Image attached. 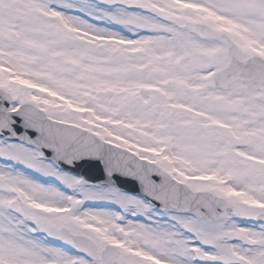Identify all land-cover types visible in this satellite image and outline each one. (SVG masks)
<instances>
[{"label":"snow or ice","instance_id":"snow-or-ice-1","mask_svg":"<svg viewBox=\"0 0 264 264\" xmlns=\"http://www.w3.org/2000/svg\"><path fill=\"white\" fill-rule=\"evenodd\" d=\"M0 264H264V0H0Z\"/></svg>","mask_w":264,"mask_h":264},{"label":"water","instance_id":"water-1","mask_svg":"<svg viewBox=\"0 0 264 264\" xmlns=\"http://www.w3.org/2000/svg\"><path fill=\"white\" fill-rule=\"evenodd\" d=\"M82 164L86 167V169L83 170L82 167L79 165L76 170L83 174L85 178L98 183H100L104 179L103 166L100 164L99 161H84ZM127 183L134 184L135 182L128 181ZM118 186L126 189V183L123 180L119 182ZM136 191H139L138 186L136 187Z\"/></svg>","mask_w":264,"mask_h":264}]
</instances>
